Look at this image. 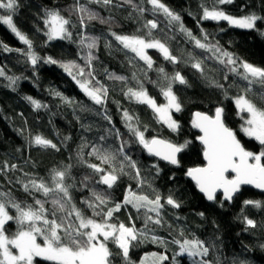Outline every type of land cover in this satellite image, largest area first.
<instances>
[{
  "label": "trees",
  "instance_id": "obj_1",
  "mask_svg": "<svg viewBox=\"0 0 264 264\" xmlns=\"http://www.w3.org/2000/svg\"><path fill=\"white\" fill-rule=\"evenodd\" d=\"M17 2L19 7L13 16V21L18 29L32 40L34 51L42 58L50 56L59 61L75 60L84 65L78 44L81 35L99 38L98 48L94 50L97 57L93 61L95 74L97 79L109 89L108 114L112 117L115 127L124 135V139H130L121 120V110L127 109L140 118L142 125L148 126L147 137L158 136L175 143L185 141L190 143L179 156V167L159 162L136 144L126 149L138 162L142 176L151 184V187L146 183L143 188H138L137 181L128 175H122L112 189L95 184L98 177L85 163L81 162L77 154L81 146L87 144L88 146L83 149V160L98 164L99 161L95 157L88 155L91 145L118 148L119 141L114 136L108 135L106 131L112 125L98 114L101 111L98 106L80 91L75 81L63 69L57 65L45 64L43 60L33 68L20 53L5 52L0 48V67L4 68L7 75L21 78L13 91L12 87L8 86L9 82L0 77V169L3 168L5 161L9 165L18 166L16 170L0 171V192L10 193L12 198L21 205H34L36 199L43 200L44 197L40 193L25 192L18 180L27 182L31 177L50 181L54 169H63L71 165V179L67 183L75 185L70 189L73 202L77 207L84 209L86 215L91 216V210L87 209L81 201L91 197L90 188L93 186L97 190L110 194L113 204L123 200L129 186L133 191L148 195H153L154 188L163 197L172 194L181 203L179 209L166 205L163 211V219L166 223L163 227L152 226L154 231L151 234L160 237L166 243L146 241L136 244L129 253L133 264H140L146 256L149 258L146 264H152V253L168 256L169 259L164 261V264H173L172 257L178 251V245L171 243L174 238L181 241L184 238H199L206 245H214L210 248V255L207 258L213 264H240L241 261H245L246 264H264V247H261L264 245V207H246L243 203L245 200H254L261 201L264 205V193L250 188H241L232 202L223 201L220 195L217 196V200L222 201V204L209 202L198 194L196 187L186 176L188 168L204 165L202 148L197 139L199 133L192 127L194 112L213 116L216 108L222 107L225 124L236 132L237 138L246 149L257 153L261 150L258 142L243 135L241 125L244 121L234 105L233 98L243 94L242 90L246 82L231 73L228 74V80H225L224 75L228 69L213 60L205 59L209 54L194 48L178 28L169 29L163 15L154 14L147 0H132L131 4L125 3L124 0H113L107 6L103 3L80 0L99 17L109 21V23H101L99 20H86L85 28L80 27L78 15L73 11L76 0H17ZM162 2L180 14L184 26L191 30L193 35L200 37L201 29H204L210 34L209 38L213 43L218 41L222 48L239 60L264 68V35H262L264 19L258 21L256 29L253 30L233 28L224 21L216 23L200 19L201 5L209 8L217 6L236 17L249 14L264 17V0H233V3L225 5H216V0H162ZM139 8L144 9L142 14L138 11ZM45 9H57L62 15L72 20L76 25L71 29L73 42L47 41L42 22ZM6 14L0 9V15ZM148 20L158 22L159 28L154 30L153 34L157 38L166 39L174 55L186 58L188 53H192L197 58L204 59L207 75L223 84L224 89L227 90L226 98L224 89L208 86L200 73L189 64L183 62L172 64L164 60L156 50H148V54L155 61L154 69L163 67L169 75L179 71L188 81L189 86L179 83L173 85V91L182 104V111L173 113V118L180 124L178 132H172L158 123L146 105L130 102L124 96L127 87L136 86V81L132 79L135 72L143 81L149 95L154 97L158 104L165 103L159 87L149 82V80L157 81L158 73L155 70L148 71L147 79H145L142 69L146 66L143 62L138 59L130 62L134 54L123 50L109 35L110 31L123 35H144L147 30L143 28V25ZM0 42L12 49L26 47L2 23H0ZM106 44H110L111 47H106ZM107 73L127 77V83L110 80ZM54 92H60L75 103L66 104L56 97ZM262 92L264 89L256 85L248 95L259 106L264 107V100H261L259 96ZM26 96H31L46 107L34 109L24 99ZM36 135L51 140L59 150L40 148L30 144L29 138ZM101 136H106L107 139L101 141ZM154 164L160 168L158 176L152 167ZM126 171L130 170L126 169ZM25 173L28 175L26 176ZM85 176L92 177L88 187L82 183ZM45 207L51 210L52 204L46 203ZM11 211L14 214L15 210ZM200 213H203V217ZM129 215L132 216L137 228L144 227L142 215L136 213L130 206L115 213L114 219L130 225ZM177 217L180 218L177 219ZM244 217L254 220L257 227L247 228ZM168 225H171V228ZM6 227L9 234L15 231V225L11 222ZM181 229L184 231L183 237L180 236ZM39 242L42 243V241ZM109 247L114 253L113 264H123L119 249L111 243ZM178 259L180 264H192L187 256ZM34 264H50V262L38 258Z\"/></svg>",
  "mask_w": 264,
  "mask_h": 264
},
{
  "label": "snow or ice",
  "instance_id": "obj_2",
  "mask_svg": "<svg viewBox=\"0 0 264 264\" xmlns=\"http://www.w3.org/2000/svg\"><path fill=\"white\" fill-rule=\"evenodd\" d=\"M89 2L103 3L107 6L113 0H89ZM124 2L131 4L132 0H124ZM147 3L152 6L154 14L163 15L169 29L178 28L179 32L193 44L194 48L208 53L209 55L205 59L213 60L228 69L224 75L225 80H228V74L231 73L246 82V86L242 90L243 94H239L233 99L238 114L244 121L241 125V131L261 146L258 153L246 149L240 139L237 138L236 132L225 124L222 107L216 108L214 117L196 112L192 120V127L202 133L197 139L203 146V159L206 164L188 168L186 176L195 183L199 192L208 201L221 204L222 201L217 200V193L222 194L223 201L232 202L244 185H251L264 191V107L259 106L248 95L253 91V86L258 85L264 89V68L239 60L232 53L222 48L218 41L213 43L209 38L210 34L204 29H201L202 35L200 37L193 35L192 31L184 26L180 14L166 6L162 0H147ZM231 3L233 0H216V5ZM18 7L17 0H0V9L7 13L0 15V23L6 25L19 42L26 47L24 49H12L0 42V48L5 52L16 51L20 53L33 68L43 60L45 64L57 65L63 69L75 81L80 91L94 105L98 106L101 110L98 114L109 125H112L106 130L108 135L114 136L119 141V147L115 149L104 145H91V151L88 155L95 157L99 161L98 164L83 160V149L88 145L81 146L77 154L78 158L98 177L95 184L112 189L122 175H128L137 181L138 188H143L146 183L151 187V184L142 176L138 162L126 151L133 144L138 145L149 156L156 157L176 167L180 166L178 156L188 147L190 141L175 143L158 136L147 137L148 126L142 125L140 118L127 109L121 110V120L130 139H124V135L113 124L112 117L107 110L109 89L97 79L93 64V61L97 59L94 50L98 48V37L81 35L78 44L81 48V59L84 60V65L75 60L59 61L50 56L42 58L34 51L32 40L18 29L13 21V16ZM201 7V20L216 23L224 21L233 28L253 30L256 29L257 22L264 19V17L255 14L236 17L217 6L209 8L201 5ZM73 11L78 15L81 28L86 27V20H99L101 23H109L108 20L99 17L96 12L92 11L86 4L81 3L80 0H76ZM138 11L142 14L144 9L139 8ZM42 22L44 35L48 42L55 40L73 42L71 29L76 25L70 18L62 15L59 10L45 9ZM143 28L147 30L144 35H123L113 31H110L109 35L123 50L134 54L130 62L137 59L143 62L146 66L145 69H142L145 79H147L148 71L155 70L158 73V80H149V82L159 87L165 103L158 104L156 99L149 95L143 81L137 77L135 72L132 79L136 81V86L127 87L124 96L130 102L146 105L158 123L166 126L172 132H178L180 124L173 118V112H181L182 104L173 91V85L179 83L189 86L188 81L179 71L169 75L163 67L154 69L155 61L148 54V50L155 49L164 60L172 64L182 62L189 64L200 73L202 79L210 87L224 89V85L207 75L204 59L197 58L192 53H188L186 58L174 55L166 39L157 38L153 34L154 30L159 28L156 20L146 21ZM161 31L163 30L161 29ZM106 47L110 48L111 45L106 44ZM107 76L110 80L127 83V77L114 73H107ZM0 77L9 82L8 86L12 87L13 91L21 79L7 75L2 67H0ZM53 94L66 104L75 103L60 92ZM224 94L227 98L226 89H224ZM259 96L261 100H264V92L259 93ZM24 99L34 109L46 107L31 96H26ZM82 110L84 109L82 108ZM106 139V136L100 137L101 141ZM29 143L40 148L59 150L51 140L40 135L30 137ZM152 167L158 176L159 166L154 164ZM17 168L16 164L9 165L5 161L0 171L16 170ZM126 169L130 171H126ZM25 175L28 174L25 173ZM69 179H71V165L65 166L63 169H54L50 181L31 177L27 182L18 180L25 192L40 193L44 197L43 200L36 199L34 205H21L12 198L10 193L0 192V264H34L36 258L50 262V264H113L114 253L109 247L110 243L119 249L123 264H133L129 253L136 244L146 241L159 244L166 243L151 233L154 231L152 226L163 227L166 223L163 219V211L166 205L174 209L181 207V203L172 194L163 197L153 188V195H148L133 191L129 186L123 200L113 204L110 194L97 190L93 186L90 188L91 197L81 201L87 209L91 210V216H89L85 214L84 209L77 207L73 202L70 189L75 185L67 183ZM91 180L92 177L85 176L82 183L88 187V182ZM49 202L52 204L51 210L45 207V204ZM243 203L246 207H264L261 201L245 200ZM128 206L142 215L143 228H137L131 215H129L130 225L117 222L114 219L115 213ZM13 209L15 210L14 214L11 211ZM200 215L203 217V213ZM179 218L177 217V219ZM10 222L15 225V231L11 234L8 233L6 227ZM244 223L247 228L255 229L257 227L255 221L247 217H244ZM168 227L171 228V225ZM180 236H184L183 229L180 231ZM171 243L178 245V251L172 257L173 264H180L178 258L184 256H187L192 264H213L207 258L210 255V248L214 245H206L199 238H184L182 241L174 238ZM151 257L152 264H164V261L169 259L168 256L157 253H152ZM148 259L146 256L140 264H146ZM240 264H246V262L241 261Z\"/></svg>",
  "mask_w": 264,
  "mask_h": 264
},
{
  "label": "water",
  "instance_id": "obj_3",
  "mask_svg": "<svg viewBox=\"0 0 264 264\" xmlns=\"http://www.w3.org/2000/svg\"><path fill=\"white\" fill-rule=\"evenodd\" d=\"M196 112H194L193 113V116H192V119L194 118V114H195ZM203 114H205V113H203ZM207 115V114H206ZM209 116V115H208ZM215 116V113L213 114V116H211V117H214ZM196 131H198V133H199V136L200 135H202V133H200V131L198 130V129H196ZM199 141V140H198ZM200 143V142H199ZM200 145H201V143H200ZM201 148H202V152H203V146L201 145ZM145 152V151H144ZM146 153V152H145ZM147 154V153H146ZM181 154V153H180ZM180 154H179V156H180ZM179 156H178V158H179ZM150 157H152V156H150ZM154 159H156V160H158L159 162H163V163H166V164H168L167 162H165V161H162V160H159L158 158H156V157H153ZM202 162H204V165L206 164V161H204V159H203V155H202ZM170 165V164H169ZM203 165V166H204ZM172 166V165H171ZM229 175H232V174H229ZM189 178V177H188ZM189 180H190V182L196 187V185H195V183L189 178ZM106 187V186H105ZM242 188H250V189H252V190H254V191H256V192H262V193H264V191H261V190H259V189H256V188H254L253 186H251V185H244V186H242ZM196 190H197V192H198V194H200L205 200H207L206 199V197L201 193V192H199V190H198V188L196 187ZM218 195H220L221 197H222V194L221 193H217V196ZM238 195V194H237ZM236 195V196H237ZM208 201V200H207ZM209 202H213V201H209ZM226 202H228V201H226Z\"/></svg>",
  "mask_w": 264,
  "mask_h": 264
},
{
  "label": "rangeland",
  "instance_id": "obj_4",
  "mask_svg": "<svg viewBox=\"0 0 264 264\" xmlns=\"http://www.w3.org/2000/svg\"><path fill=\"white\" fill-rule=\"evenodd\" d=\"M225 23H227V22H225ZM6 26V25H5ZM237 29H239V28H237ZM246 30V29H245ZM149 50H155V49H149ZM234 105H235V103H234ZM236 107V106H235ZM173 113H175V112H173ZM240 115V114H239ZM245 116L247 115V114H244ZM244 134V133H243ZM245 136V135H244ZM245 137H247V136H245ZM36 259H38V258H36ZM35 263V262H34Z\"/></svg>",
  "mask_w": 264,
  "mask_h": 264
},
{
  "label": "flooded vegetation",
  "instance_id": "obj_5",
  "mask_svg": "<svg viewBox=\"0 0 264 264\" xmlns=\"http://www.w3.org/2000/svg\"><path fill=\"white\" fill-rule=\"evenodd\" d=\"M244 135V134H243Z\"/></svg>",
  "mask_w": 264,
  "mask_h": 264
}]
</instances>
